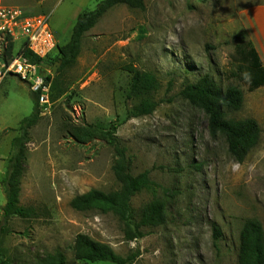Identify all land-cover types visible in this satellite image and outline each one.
Listing matches in <instances>:
<instances>
[{
	"label": "rangeland",
	"instance_id": "374dc122",
	"mask_svg": "<svg viewBox=\"0 0 264 264\" xmlns=\"http://www.w3.org/2000/svg\"><path fill=\"white\" fill-rule=\"evenodd\" d=\"M103 0H0L29 13L49 17L60 46L72 36L77 17ZM264 0H145V9L117 5L84 35L76 64L60 73L67 92L39 106L41 115L30 130L20 204L37 216L4 218L2 183L12 140L21 121L34 108L33 93L17 76L0 88V238L12 264H35L62 250L68 264H111L76 260L71 247L78 234L110 246L133 264H239V238L244 222L258 220L264 229V86L249 90L247 64L234 37L244 30L240 13ZM255 15V12L253 13ZM263 17L264 13L258 14ZM262 32V28L257 26ZM251 40V37H249ZM252 43H254L251 40ZM259 50L264 57V40ZM256 48V47H255ZM257 50V49H256ZM57 51L42 63L53 77ZM133 66L155 74L160 102L149 116L127 119ZM211 76L223 89L237 86L244 106L232 119L254 118L261 128L259 144L244 162L228 152L226 138L210 134L208 117L181 96L188 82ZM120 124L117 136L132 160V174L150 172L155 193L132 199L138 211L154 198L168 201L167 223L145 228V237L128 241L123 224L111 213L79 212L73 198L96 189H119L112 166L114 151L103 141L77 143L74 126ZM222 235L214 239V228Z\"/></svg>",
	"mask_w": 264,
	"mask_h": 264
},
{
	"label": "trees",
	"instance_id": "16d2710c",
	"mask_svg": "<svg viewBox=\"0 0 264 264\" xmlns=\"http://www.w3.org/2000/svg\"><path fill=\"white\" fill-rule=\"evenodd\" d=\"M117 5H127L131 9H145V0H103L96 9L81 13L76 20L72 36L64 46H57V57L54 63H60V73L73 67L81 52L84 35L93 29L98 22ZM234 40L238 42L237 50L243 61L248 65L249 90L254 91L264 86V66L255 46L245 30L239 32ZM9 56L14 53V43L6 47ZM25 60L31 64H42V60L32 52L21 48ZM125 70L131 76L127 99L133 102L127 119L152 115L160 102L155 95L161 90L162 84L158 77L147 71H140L133 66H126ZM51 82L50 101L60 99L67 90L63 88L60 76H48ZM180 96L195 108L203 111L208 117L210 134L222 135L226 138L228 152L238 163L244 162L249 153L257 147L261 137V128L254 118L232 119L229 112H239L244 106V93L237 86H228L223 89L211 76L205 75L193 83H186ZM34 108L31 115L24 118L19 127V135L11 142L12 153L7 160V172L2 183L5 187L6 203L2 209L4 218L13 216L29 220L37 216L33 207H24L20 204L22 177L27 162V145L30 142V130L40 120L39 96L33 94ZM120 124L113 122L108 127L102 123L85 124L72 127L68 134L80 144L95 140L105 142L114 151L112 170L119 189L109 193L100 190L76 196L71 201V207L79 212L97 210L102 213H111L119 219L124 227L125 239L134 241L145 237V228H157L167 223L168 201L154 198L152 201L136 211L132 206V199L143 191L155 193L159 186L150 178V172L145 171L138 175L132 174V160L127 154L117 136ZM2 234L3 229L0 228ZM222 233L214 228V239L218 240ZM76 260H87L93 263L106 262L111 264H133L135 257H123L105 244L91 239L85 234H78L71 247ZM0 260L4 264H12L2 249L0 238ZM239 264H264V229L255 219L244 222L239 238ZM35 264H68L65 253L58 249L53 253L40 258Z\"/></svg>",
	"mask_w": 264,
	"mask_h": 264
},
{
	"label": "built area",
	"instance_id": "2783aa9c",
	"mask_svg": "<svg viewBox=\"0 0 264 264\" xmlns=\"http://www.w3.org/2000/svg\"><path fill=\"white\" fill-rule=\"evenodd\" d=\"M9 43H14L12 56L6 51ZM57 46L48 16L0 3V88L7 78L17 76L29 86L33 94L39 96L40 106L50 104L49 75L41 73L42 64L27 62L21 48L24 47L38 58L46 60L56 51ZM0 264L4 263L0 260Z\"/></svg>",
	"mask_w": 264,
	"mask_h": 264
},
{
	"label": "crops",
	"instance_id": "0c3cea01",
	"mask_svg": "<svg viewBox=\"0 0 264 264\" xmlns=\"http://www.w3.org/2000/svg\"><path fill=\"white\" fill-rule=\"evenodd\" d=\"M254 12L255 15H253ZM260 13H264V4L256 5L252 8L246 9L242 11L239 16L243 28L248 33V36L251 37V40L254 42L253 45L256 47L259 56L261 58L262 64L264 66V57L261 55V52L259 50V45L257 47L256 44V43L261 44V40H264V16L263 17L258 16V14ZM257 26H260L262 28V32L257 28Z\"/></svg>",
	"mask_w": 264,
	"mask_h": 264
},
{
	"label": "water",
	"instance_id": "95a60500",
	"mask_svg": "<svg viewBox=\"0 0 264 264\" xmlns=\"http://www.w3.org/2000/svg\"><path fill=\"white\" fill-rule=\"evenodd\" d=\"M60 65V63H57L55 66H54V69H53V76L56 74L57 72V66Z\"/></svg>",
	"mask_w": 264,
	"mask_h": 264
}]
</instances>
